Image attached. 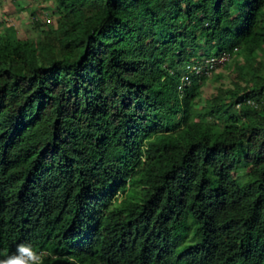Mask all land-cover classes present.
<instances>
[{
    "label": "trees",
    "instance_id": "obj_1",
    "mask_svg": "<svg viewBox=\"0 0 264 264\" xmlns=\"http://www.w3.org/2000/svg\"><path fill=\"white\" fill-rule=\"evenodd\" d=\"M53 2L0 35V258L264 264V0Z\"/></svg>",
    "mask_w": 264,
    "mask_h": 264
},
{
    "label": "rangeland",
    "instance_id": "obj_2",
    "mask_svg": "<svg viewBox=\"0 0 264 264\" xmlns=\"http://www.w3.org/2000/svg\"><path fill=\"white\" fill-rule=\"evenodd\" d=\"M55 11L53 0H0V35L4 27H14L21 39H37L42 31L36 26L37 19L43 15L48 18L46 22L51 25L52 19H54L53 21L56 19ZM45 27V30L48 29ZM222 70V68H218L214 76H217ZM229 74H231L230 71L226 72L223 81L220 82L207 80L208 82L203 88V98L207 99L215 93L220 84L226 86L231 79ZM242 174L243 172L240 173V175Z\"/></svg>",
    "mask_w": 264,
    "mask_h": 264
},
{
    "label": "clouds",
    "instance_id": "obj_3",
    "mask_svg": "<svg viewBox=\"0 0 264 264\" xmlns=\"http://www.w3.org/2000/svg\"><path fill=\"white\" fill-rule=\"evenodd\" d=\"M48 256L50 253L38 251L31 243H21L13 253L0 258V264H44Z\"/></svg>",
    "mask_w": 264,
    "mask_h": 264
},
{
    "label": "built area",
    "instance_id": "obj_4",
    "mask_svg": "<svg viewBox=\"0 0 264 264\" xmlns=\"http://www.w3.org/2000/svg\"><path fill=\"white\" fill-rule=\"evenodd\" d=\"M231 59L229 53L210 57L208 59H204L202 61H198L194 64H190L186 67L185 75L182 77L180 89H183L184 86L190 85V76L191 75H203V74H211V72L216 71L219 67L228 63Z\"/></svg>",
    "mask_w": 264,
    "mask_h": 264
}]
</instances>
